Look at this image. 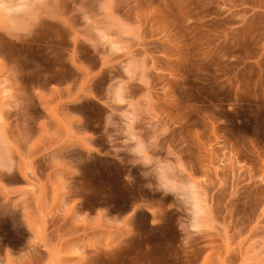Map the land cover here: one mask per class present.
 <instances>
[{
  "label": "rangeland",
  "instance_id": "1",
  "mask_svg": "<svg viewBox=\"0 0 264 264\" xmlns=\"http://www.w3.org/2000/svg\"><path fill=\"white\" fill-rule=\"evenodd\" d=\"M0 264H264V0H0Z\"/></svg>",
  "mask_w": 264,
  "mask_h": 264
},
{
  "label": "clouds",
  "instance_id": "2",
  "mask_svg": "<svg viewBox=\"0 0 264 264\" xmlns=\"http://www.w3.org/2000/svg\"><path fill=\"white\" fill-rule=\"evenodd\" d=\"M108 94V86H107ZM113 107L108 109L104 117L103 133L106 136L107 143L111 149V154L120 163H125L124 159L119 153L124 152L129 157L127 164L131 168H140V176L149 181L145 186L149 189L154 185L151 183L152 179L156 180L155 188L164 195H173L176 201L177 211L183 212V201L179 195L180 181H177L176 188H166L160 185L159 172L161 165L164 164V160L155 155L156 150L150 145L148 139L144 138L138 130L139 117L133 115V106L127 104L126 94L119 91L115 92L111 96ZM111 129L112 131H109ZM167 169L169 172H176L175 165L172 161L167 162ZM134 178L129 173L125 176V180L131 182ZM186 187L191 188L190 184H185ZM184 213V212H183ZM179 229L182 230V226L179 220Z\"/></svg>",
  "mask_w": 264,
  "mask_h": 264
}]
</instances>
